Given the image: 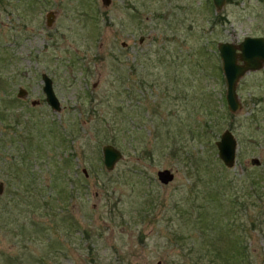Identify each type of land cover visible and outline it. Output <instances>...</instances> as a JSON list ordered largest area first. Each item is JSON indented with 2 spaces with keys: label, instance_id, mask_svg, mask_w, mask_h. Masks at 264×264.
I'll return each mask as SVG.
<instances>
[{
  "label": "rangeland",
  "instance_id": "rangeland-1",
  "mask_svg": "<svg viewBox=\"0 0 264 264\" xmlns=\"http://www.w3.org/2000/svg\"><path fill=\"white\" fill-rule=\"evenodd\" d=\"M244 36L264 0H0V264H264V65L230 113L216 51Z\"/></svg>",
  "mask_w": 264,
  "mask_h": 264
},
{
  "label": "water",
  "instance_id": "water-1",
  "mask_svg": "<svg viewBox=\"0 0 264 264\" xmlns=\"http://www.w3.org/2000/svg\"><path fill=\"white\" fill-rule=\"evenodd\" d=\"M225 0H211L215 10H220ZM101 4L108 5L110 0H100ZM45 25L49 26L52 21L53 12L47 11L45 14ZM216 51L220 59V68L225 83L224 101L227 110L235 113L240 108V103L236 94V84L240 77L246 72L255 71L264 65V37L244 36L237 43L218 42ZM41 91L44 101L49 108L55 112L60 110L59 102L55 96L51 79L47 74L40 73ZM26 95L25 90L18 88L16 97L22 98ZM36 101H31V105H36ZM216 155L221 163L230 168L234 163L236 142L229 130H224L214 142ZM102 165L106 171H110L114 164L121 158V152L111 144L101 146ZM250 163L257 165L258 160L251 158ZM84 172V169L82 170ZM85 174V172H84ZM173 177L169 169L156 171V178L161 184H166ZM3 191V184L0 182V194ZM264 207V203H263ZM155 264H161L157 261Z\"/></svg>",
  "mask_w": 264,
  "mask_h": 264
},
{
  "label": "trees",
  "instance_id": "trees-1",
  "mask_svg": "<svg viewBox=\"0 0 264 264\" xmlns=\"http://www.w3.org/2000/svg\"><path fill=\"white\" fill-rule=\"evenodd\" d=\"M1 55H4L3 52H1L0 56H1ZM12 101H16V99H14V98L11 99L9 103H11ZM212 158H213V157H212ZM213 160H214V159H213ZM215 161H216V160H215ZM214 165H216V163H215Z\"/></svg>",
  "mask_w": 264,
  "mask_h": 264
}]
</instances>
